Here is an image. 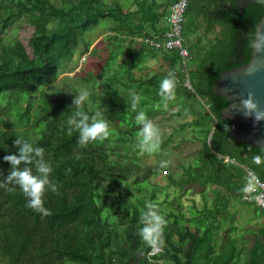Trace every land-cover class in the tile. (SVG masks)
<instances>
[{
    "label": "trees",
    "instance_id": "trees-1",
    "mask_svg": "<svg viewBox=\"0 0 264 264\" xmlns=\"http://www.w3.org/2000/svg\"><path fill=\"white\" fill-rule=\"evenodd\" d=\"M235 3L190 0L183 25L184 45L192 56L188 88L176 54L139 42L162 32L150 29L159 17L156 1L146 0L140 9L127 12L107 0H0V168L6 176L11 165L3 157L18 148L15 140L21 137L44 147L51 178L58 185L57 191L44 195L51 210L47 216L27 206L19 186L15 190L0 186V264H264V210L242 200L247 170L264 182V148L230 136L233 123L222 118L230 103L212 92L222 72L249 63L264 15V6L257 4L247 6L240 16ZM162 6L169 9V0ZM15 24L33 28L30 52L20 39L9 37ZM201 25L203 33L192 38ZM96 31L104 35L108 55L100 73H87L92 105L81 108L90 116L100 112L110 134L82 146L77 143L78 130L68 132L75 105L62 98L49 104L43 89L76 70L75 56H98L89 37ZM211 33L214 38L202 43V37ZM159 53L175 65L155 70L150 62ZM135 59L140 72L121 79L119 71ZM169 73L176 78L175 96L165 100L159 84ZM136 95L140 99L133 108ZM174 106L177 110L170 113ZM139 111L158 128L159 116L191 118L172 125V135L161 140L160 147L177 134L176 148L198 144L181 165L182 174L171 180L183 194L199 193L204 202L189 224L181 216L165 218L156 244L161 252L153 256V245L140 231L147 201H128L113 221L103 218L108 198L119 190L126 174L140 167L135 136L141 127L135 118ZM37 128L42 132L35 138ZM227 157L232 162L224 161ZM165 167L157 163L145 178L162 174ZM157 189L151 201L158 198ZM236 204L252 207L254 223L250 218L234 224L239 211L232 213L231 207Z\"/></svg>",
    "mask_w": 264,
    "mask_h": 264
},
{
    "label": "rangeland",
    "instance_id": "rangeland-1",
    "mask_svg": "<svg viewBox=\"0 0 264 264\" xmlns=\"http://www.w3.org/2000/svg\"><path fill=\"white\" fill-rule=\"evenodd\" d=\"M106 1V0H104ZM112 4H122V0H110ZM129 0H125L128 2ZM160 3H165L166 0H156ZM108 2V0H107ZM168 14V11L166 15ZM164 25V23H163ZM204 31L202 25L199 27V30L195 31V35H190L192 38H196L198 35H201ZM33 28L28 24H15L8 32L10 38H18L22 41V43L26 46L27 50L30 52L29 40L32 36ZM92 40V46L99 49L98 56L92 55H84L82 57L77 58L75 56V60H78V67L72 73H67L62 75L58 82L52 86L51 88L46 87L43 89L46 94V99L49 104L53 103L56 99L62 98L64 101H73L74 95L79 89L87 88L90 89V84L86 83L87 73L93 72V74L100 73L102 71V67L104 61L107 57V52L105 49L104 43V35L100 33V31H96L93 34L89 35ZM214 38V34H209L207 37H202V43H207V40ZM154 61H152L153 64ZM154 65V64H153ZM73 66V65H72ZM116 69V68H115ZM141 64L138 59L132 60L125 67H123L120 72L121 79L129 80L132 75H135L140 72ZM41 101L40 94H38V101ZM89 100L90 96H89ZM92 103H85L82 106H87L91 108ZM159 108V107H158ZM177 110V106H174L170 109V113ZM168 114L159 116L160 120V137L161 140H167L168 137L172 135V125H175L176 122H189L191 118H181V120L169 119L167 117ZM167 117L166 119H164ZM156 122V120H155ZM154 123V121H153ZM155 124V123H154ZM42 124L41 126H43ZM189 130V128H188ZM42 130L41 128H37L33 131L32 135L36 138L39 137ZM188 135L189 133H184ZM180 138V134L175 135L174 140L168 145H164L160 147L157 151L152 153L143 152L141 150L137 151V157L139 161V166L136 167L131 173L126 174L124 180L119 188L113 195L108 198L107 206L104 209L103 218L108 219L110 222L115 219V212L122 211L127 208L128 201L138 202V201H147L149 204H155L156 211L161 214L164 219L168 218L170 220L175 217H183L185 220V224H189V220L194 219L198 216L199 212L203 207V198L199 193L195 194H183L182 189L173 184L171 177L175 179L179 178V175L182 174L181 165H185L186 160L191 157V153L198 146V144H188L183 146L182 148H176V144L178 139ZM157 163L163 164L165 170L160 175H155L145 178V173L148 169L153 168ZM158 187L156 195L158 198L156 200L151 201L149 198L154 193V188ZM188 186L186 188H189ZM207 198H210L207 196ZM97 202L101 203V199L97 196ZM213 204H209V208H212ZM234 210L239 211L237 216L235 217L234 224L239 226L246 219H250L252 217V207L243 206L240 204H236L231 207L232 213ZM201 213V212H200ZM205 218L204 216H201ZM251 223H254L253 218H251ZM180 225H183V220H181ZM192 225V224H191ZM238 232H234L232 235H237ZM170 261L168 264H172Z\"/></svg>",
    "mask_w": 264,
    "mask_h": 264
},
{
    "label": "clouds",
    "instance_id": "clouds-1",
    "mask_svg": "<svg viewBox=\"0 0 264 264\" xmlns=\"http://www.w3.org/2000/svg\"><path fill=\"white\" fill-rule=\"evenodd\" d=\"M253 44L255 47L264 48V31L257 32ZM175 87L176 78L174 74L169 73L160 81L159 93L161 97L165 100L174 98ZM89 96L90 92L87 88L79 89L76 92L72 101L75 110L68 121L70 125L68 132L71 133L74 129L78 130L77 143L82 146L97 140L103 141L110 134L108 122L102 118L100 112L90 116L87 111L82 110V105L91 103ZM139 99V95L134 97L133 108L136 107V102ZM240 103L245 110V115L253 116L256 121L264 120V106L257 101L255 93L249 92L247 97L241 99ZM135 118L141 125L135 133L137 147L143 152L157 151L161 144L158 126L144 111H139ZM15 144L18 148L3 157L10 163L11 168L6 176L3 174V169L0 168V176L3 177L0 179V186H6L9 190H15V187L19 186L27 197V206L47 216L51 210L45 206L44 195L47 191H57L58 185L51 178L50 174L53 169L51 163L45 159V149L21 137L16 138ZM255 159L260 161L261 156L257 155ZM156 207L155 204L148 205V211L144 214V226L140 230L143 239L152 245L157 244L163 226L166 224L164 217L155 210Z\"/></svg>",
    "mask_w": 264,
    "mask_h": 264
},
{
    "label": "water",
    "instance_id": "water-1",
    "mask_svg": "<svg viewBox=\"0 0 264 264\" xmlns=\"http://www.w3.org/2000/svg\"><path fill=\"white\" fill-rule=\"evenodd\" d=\"M235 4L242 16L247 6H264V0H236ZM260 31H264V15L255 36ZM212 92L226 98L230 103L222 112V118L233 123L230 136L236 142L264 148V120L256 121L253 116L245 115L240 103L249 92H253L257 101L264 106V48L253 46L249 63L222 72Z\"/></svg>",
    "mask_w": 264,
    "mask_h": 264
},
{
    "label": "built area",
    "instance_id": "built-area-1",
    "mask_svg": "<svg viewBox=\"0 0 264 264\" xmlns=\"http://www.w3.org/2000/svg\"><path fill=\"white\" fill-rule=\"evenodd\" d=\"M189 2L190 0H169L170 12L165 18L166 29L154 37H145L141 41L151 49L176 54L175 56H178L180 59L184 85L191 88L189 63L192 60V56L184 45L183 38L184 14L189 6ZM224 161L232 162L228 157ZM247 177L248 182L242 193V200L264 210V182L249 170H247ZM160 252L161 248L153 245L150 256L157 255Z\"/></svg>",
    "mask_w": 264,
    "mask_h": 264
},
{
    "label": "crops",
    "instance_id": "crops-1",
    "mask_svg": "<svg viewBox=\"0 0 264 264\" xmlns=\"http://www.w3.org/2000/svg\"><path fill=\"white\" fill-rule=\"evenodd\" d=\"M108 1H109V4L116 5V4H112L110 0H108ZM145 1L146 0H129L125 4V0H122L121 1L122 4L121 5L117 4V5L122 7V9L124 11L129 12V11H135V10L140 9V7H141L140 5L144 6ZM153 1L155 2L156 0H153ZM156 2L159 3V5H156V7H154V9L157 10V12H155V15L156 14L159 15V17H158L157 21L153 24L154 26L150 28L151 29V33H156V32H159L161 30L164 31L166 29V27H167L165 18L168 15V14L166 15L167 11L169 13V9H168V7H166L164 9V7L162 6V4H164V3H160L158 1H156ZM165 3H167V0L165 1ZM163 23H164V25H163ZM140 41H141V38L139 39V42ZM157 56L158 57H156L155 60H152V61H154L153 62L154 65L152 64V61L150 62L151 65H153V68L155 70L164 71L165 69L168 70V69L171 68V66L175 65V61H173L172 58L170 60L166 61L164 59V54L159 53Z\"/></svg>",
    "mask_w": 264,
    "mask_h": 264
},
{
    "label": "bare ground",
    "instance_id": "bare-ground-1",
    "mask_svg": "<svg viewBox=\"0 0 264 264\" xmlns=\"http://www.w3.org/2000/svg\"><path fill=\"white\" fill-rule=\"evenodd\" d=\"M169 12H170V9H169ZM184 16H185V14H184Z\"/></svg>",
    "mask_w": 264,
    "mask_h": 264
}]
</instances>
